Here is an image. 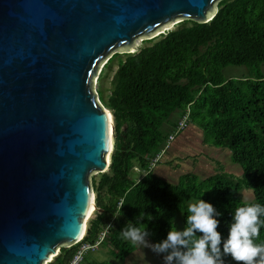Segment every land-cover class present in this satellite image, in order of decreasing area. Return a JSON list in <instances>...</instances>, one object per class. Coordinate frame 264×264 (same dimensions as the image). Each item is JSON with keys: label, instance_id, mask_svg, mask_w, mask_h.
I'll return each mask as SVG.
<instances>
[{"label": "water", "instance_id": "water-1", "mask_svg": "<svg viewBox=\"0 0 264 264\" xmlns=\"http://www.w3.org/2000/svg\"><path fill=\"white\" fill-rule=\"evenodd\" d=\"M221 1L0 0V264H47L85 235L114 150L107 61Z\"/></svg>", "mask_w": 264, "mask_h": 264}, {"label": "trees", "instance_id": "trees-1", "mask_svg": "<svg viewBox=\"0 0 264 264\" xmlns=\"http://www.w3.org/2000/svg\"><path fill=\"white\" fill-rule=\"evenodd\" d=\"M217 8L211 21L181 22L144 40L149 44L136 52H125V57L116 52L104 65L100 83L105 70L117 66L109 93L98 89L100 101L114 115L111 166L93 178L97 210L82 240L61 247L47 264H69L81 244L95 242L108 223L112 227L99 249L105 245L113 258L126 259L136 249L122 239L127 223L145 224L148 237L158 243L174 225L176 212H184L185 225L187 205L195 198L220 213L218 231L225 238L235 208L246 200L244 194L251 193L253 201H248L264 205V0H222ZM229 65L250 66L253 76L226 79L223 69ZM188 110V125L197 126L207 139L202 144L228 148L242 169L237 175H210L202 181L206 191L194 171L174 183L149 168V159L163 149ZM176 112L179 119L166 131ZM135 167L144 173L139 179L131 176ZM255 242L264 244V226ZM96 251L87 252L82 264H109L98 261ZM223 259L235 264L230 256Z\"/></svg>", "mask_w": 264, "mask_h": 264}, {"label": "clouds", "instance_id": "clouds-1", "mask_svg": "<svg viewBox=\"0 0 264 264\" xmlns=\"http://www.w3.org/2000/svg\"><path fill=\"white\" fill-rule=\"evenodd\" d=\"M123 205L121 202L120 214ZM218 215L212 204L199 197L187 205L186 226H170L166 238L158 243L148 241L150 233L142 223H127L121 235L137 248L147 247L163 254L164 264H225V256H230L235 264H264V244L255 242L264 226V205L245 200L237 206L226 238L218 231Z\"/></svg>", "mask_w": 264, "mask_h": 264}, {"label": "rangeland", "instance_id": "rangeland-1", "mask_svg": "<svg viewBox=\"0 0 264 264\" xmlns=\"http://www.w3.org/2000/svg\"><path fill=\"white\" fill-rule=\"evenodd\" d=\"M176 25L170 26L164 31L175 29ZM149 44L144 39L137 41L134 45L136 52L140 47ZM120 53L125 57V51L121 50ZM115 54V53H114ZM113 54V55H114ZM120 58L118 57V60ZM117 66L114 65L112 70H105L103 81H97L96 89H102L105 93H109L111 88L112 79ZM261 70L264 72V63ZM226 79H243L251 78L254 70L247 65H229L223 69ZM179 112L173 114L169 123L166 124L165 130L168 131V127L178 120ZM115 137V136H114ZM206 142V137L197 126L191 124L187 125V128L182 131L172 143L170 149L166 152L161 162L153 170L156 175L163 177L171 182H178L179 178L185 173L194 171L197 174V184L206 190V186L202 183L207 177L220 171L228 172L237 175L238 170H242L237 163L232 160L231 151L225 147L211 146L209 144L203 145V141ZM194 157H196L194 159ZM136 166V163H134ZM143 172L135 167L132 172V178L139 179L143 176ZM99 175H93V178H98ZM246 200H251L252 194H244ZM253 201V199L251 200ZM250 202V201H249ZM183 211H178L175 214L174 225L182 229L185 225L183 223ZM94 216V214L92 215ZM150 243H154L149 237H147ZM99 249V248H98ZM97 249V250H98ZM95 258L100 261H106L109 264H164L163 254H156L150 248H137L131 253V255L123 260H117L112 257L107 246L102 245L98 251L94 253Z\"/></svg>", "mask_w": 264, "mask_h": 264}, {"label": "built area", "instance_id": "built-area-1", "mask_svg": "<svg viewBox=\"0 0 264 264\" xmlns=\"http://www.w3.org/2000/svg\"><path fill=\"white\" fill-rule=\"evenodd\" d=\"M188 119H189V110L180 119L178 126H176L175 131L172 132L170 134V136L168 137V140H167L165 146L163 147V149L161 151H159L157 154H155L152 158L149 159L150 170H154L157 167L158 163L161 162V160L163 159V157L166 154V152L168 151V149H170V147H171L172 143L175 141L176 137L182 131H184L187 128ZM109 225H110V223H108V226ZM108 226L101 232L99 238L95 242H93V243H91V242L82 243L79 250L77 251L75 257L73 258V260L71 262H69V264H82V262L84 260V256L86 255L87 252L96 251L99 248L101 242L104 240Z\"/></svg>", "mask_w": 264, "mask_h": 264}, {"label": "bare ground", "instance_id": "bare-ground-1", "mask_svg": "<svg viewBox=\"0 0 264 264\" xmlns=\"http://www.w3.org/2000/svg\"><path fill=\"white\" fill-rule=\"evenodd\" d=\"M167 28H169V27H167ZM167 28H165V29H167ZM164 31V30H163ZM113 127H114V120L112 121V124H111V129H110V131H111V134H112V136H113ZM111 154H109V156H110ZM108 156V157H109ZM109 161H110V159H109ZM94 210H95V208H93V212H92V214H91V216L93 215V213H94ZM81 238H83V237H81ZM80 238V239H81Z\"/></svg>", "mask_w": 264, "mask_h": 264}, {"label": "crops", "instance_id": "crops-1", "mask_svg": "<svg viewBox=\"0 0 264 264\" xmlns=\"http://www.w3.org/2000/svg\"><path fill=\"white\" fill-rule=\"evenodd\" d=\"M178 119H179V116H178Z\"/></svg>", "mask_w": 264, "mask_h": 264}]
</instances>
